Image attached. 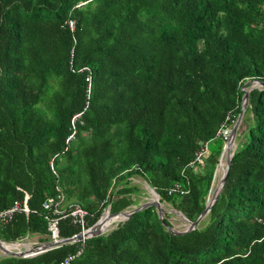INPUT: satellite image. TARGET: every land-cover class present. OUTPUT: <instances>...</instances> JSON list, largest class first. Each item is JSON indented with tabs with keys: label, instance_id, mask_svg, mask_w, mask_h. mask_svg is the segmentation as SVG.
Segmentation results:
<instances>
[{
	"label": "trees",
	"instance_id": "1",
	"mask_svg": "<svg viewBox=\"0 0 264 264\" xmlns=\"http://www.w3.org/2000/svg\"><path fill=\"white\" fill-rule=\"evenodd\" d=\"M252 81L264 82V0H0V213L27 196L30 209L0 223V240L50 242L43 204L60 195L88 212L87 227L107 208L132 210L136 179L195 222L227 143L218 133ZM235 147L191 232L172 233L173 215L164 225L152 206L104 235L0 264L79 251L70 264H264V88L250 91ZM58 230L82 228L62 219Z\"/></svg>",
	"mask_w": 264,
	"mask_h": 264
},
{
	"label": "water",
	"instance_id": "2",
	"mask_svg": "<svg viewBox=\"0 0 264 264\" xmlns=\"http://www.w3.org/2000/svg\"><path fill=\"white\" fill-rule=\"evenodd\" d=\"M248 84H250V88L245 91L241 113H240L238 119L236 120L235 125L233 126L231 138L227 141V143L224 147V150H223L221 158H220V163H219V166H218V169L216 172V173L219 172V167L223 161L225 150H228V153L226 155V170L223 174V177L220 180L215 191L211 195V197L207 203V207H206L205 211L197 218V220L195 222L188 220L182 213L174 211L176 214L183 217L189 223L188 228L183 230V231H179V230L175 229L174 227H168L169 230L176 235H184L188 232L195 230L198 227L200 222L206 217V215L209 213V211L211 210L214 203L217 201L221 191L223 190V187L225 186V184L228 180L231 162H232L233 154H234V151L236 148L235 147V141H236V137L238 134V130H239L240 125L243 121L245 110L247 109L248 104H249L250 91L255 89V88H258V85H260L261 87L264 88V82L252 81V82L246 83L244 86V89H246V86ZM149 189L155 195L157 200H155L153 202L145 203L143 205H140L137 208H133L132 210L124 211V212H121L119 214H112L111 212H109L104 218H101L94 226H92L89 231H87L85 233H83V232L79 233L72 238H66V239H61L58 241H50V242L38 244V245L28 249V250H23V251H18L16 249H14L13 247H11V245H10V244H12L14 246H17L18 243H6V242L0 240V251L2 253V257L3 256H10V257H17V258L35 257L39 254H42V253L47 252L49 250H52L54 248H58L62 245L75 243V242H83L84 240H86L88 238H93V237L104 235V234H106L105 233L106 230H103V226H104L103 221H105L106 219L112 220L113 218H117L118 221L116 220L115 222H124V221L132 218L135 215V213L142 211L143 209L152 207V206L156 207L162 223L164 225H166L165 220H164V213H165L164 211L165 210L163 208V205L160 202V197H159L158 193L153 188L149 187Z\"/></svg>",
	"mask_w": 264,
	"mask_h": 264
},
{
	"label": "built area",
	"instance_id": "3",
	"mask_svg": "<svg viewBox=\"0 0 264 264\" xmlns=\"http://www.w3.org/2000/svg\"><path fill=\"white\" fill-rule=\"evenodd\" d=\"M69 27L71 28V30H74L75 29V23L71 21L69 23ZM87 81L89 82L88 92L90 93L91 87H92L91 77L87 78ZM258 88H263V87L258 85ZM243 90H246V89H243ZM81 116H82V114L75 115L74 121H77L78 119H80ZM232 129H233V127L223 126V128L219 131L218 135L227 142L231 138ZM72 138H73V135L70 136L68 140H71ZM207 153H208V147L205 145L196 153L195 160L191 163V166H194L197 163H201L203 161L204 156ZM27 200H28V196L26 197L24 203L16 202L9 209L2 211L0 213V223L1 224H7V223L11 222L13 220L14 216L18 213L24 212L26 214H29L30 209L28 207ZM64 201H65L64 196L60 195L57 197V199L51 198L43 204V207L45 210L51 209L54 213V216L57 217V218L49 217V216L46 217V219L50 221L49 222V224H50L49 229H50L51 234H52V240L51 241H58V240L62 239L59 236L58 220L69 219L73 224L80 225L82 228L81 233L82 232L85 233L91 229V227H87V219L86 218L88 216V212L83 207H81L80 205H71V206H68L67 208H65ZM109 212H110V208H107L105 210L102 218H104ZM10 245H11V247H13L14 249H16L18 251H23V250H28V249H30V248L38 245V244L34 243L30 246H29V244H22L23 247H21V242H20V243H18L17 246H14L12 244H10ZM80 254H81V251H79L76 255H71V256L67 257L60 264H70Z\"/></svg>",
	"mask_w": 264,
	"mask_h": 264
},
{
	"label": "rangeland",
	"instance_id": "4",
	"mask_svg": "<svg viewBox=\"0 0 264 264\" xmlns=\"http://www.w3.org/2000/svg\"><path fill=\"white\" fill-rule=\"evenodd\" d=\"M224 163H225V166H226V158H224ZM222 177H223V173L220 172V170H219V172L217 174V179L215 181V185H214V187L212 189V194L215 191V189H216L217 185L219 184L220 180L222 179ZM134 182L140 186L141 192L136 197L137 202H138L137 205L133 206L132 208H137L140 205H143L145 203L153 202V201L157 200L155 195L149 189V187H148L146 182H144L142 179H136V180H134ZM163 208L169 214L173 215V216H171L170 221L173 223L175 229H177L179 231H183V230L188 228L189 223L183 217H181L180 215L176 214L174 212V210L169 205L163 204ZM118 223L119 222H115V221L108 222L107 226H109V227H108V229L105 232L108 233L112 229L116 228ZM30 241L31 242H38V240L35 239V237H32L29 240H24L23 242H21V246H22V244H28ZM0 254H2V253H0Z\"/></svg>",
	"mask_w": 264,
	"mask_h": 264
},
{
	"label": "bare ground",
	"instance_id": "5",
	"mask_svg": "<svg viewBox=\"0 0 264 264\" xmlns=\"http://www.w3.org/2000/svg\"><path fill=\"white\" fill-rule=\"evenodd\" d=\"M227 153H228V150H225L224 158H226ZM224 158H223V161H222V163H221V165L219 167L220 172H222L223 174H224V172L226 170V166H225V163H224ZM116 220L118 221L117 218H113L112 220L106 219L105 221H103L104 222L103 230H106L109 227V226H107L108 222H110V221H116Z\"/></svg>",
	"mask_w": 264,
	"mask_h": 264
},
{
	"label": "crops",
	"instance_id": "6",
	"mask_svg": "<svg viewBox=\"0 0 264 264\" xmlns=\"http://www.w3.org/2000/svg\"><path fill=\"white\" fill-rule=\"evenodd\" d=\"M34 243H36V242H31V241H30L28 244H29V246H30V245H32V244H34ZM21 247H23V245H22ZM0 253H1V251H0ZM0 257H2V254H0Z\"/></svg>",
	"mask_w": 264,
	"mask_h": 264
}]
</instances>
